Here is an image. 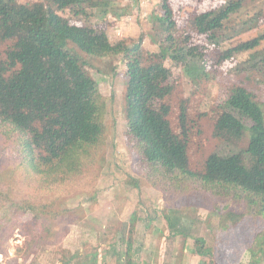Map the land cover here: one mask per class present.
<instances>
[{
    "label": "trees",
    "instance_id": "16d2710c",
    "mask_svg": "<svg viewBox=\"0 0 264 264\" xmlns=\"http://www.w3.org/2000/svg\"><path fill=\"white\" fill-rule=\"evenodd\" d=\"M111 1L0 0V43L7 44L4 56H0V142L6 149H15L20 161L42 182L58 181L57 172L64 179L79 175L86 159L103 143L106 109V98L86 69L83 55H120L126 66L125 138L153 185L162 186L166 193L208 199L210 214L218 213L222 222L229 219L236 225L246 215L264 220V102L244 86L232 85L215 118L213 134L238 141L247 128V145L242 151L225 156L211 153L202 170L191 169L187 109L184 103L180 104V131L176 132L168 119L170 105L165 101L172 85L171 70L164 59L170 58L198 76L204 68L195 62H204L205 46L199 42L190 44L192 35L188 32L176 33V13L181 10L170 0H161L162 13L155 17L167 30L168 43L161 44L159 52L148 54L155 57L149 61L142 52L141 37L131 42H111L106 31L71 21L62 14V10L69 9L74 15L87 16L85 4L87 8L117 15ZM242 3L243 0H226L219 7L195 9L187 19L196 32L213 39ZM263 38L264 33H260L240 40L221 50L218 60L253 49ZM255 55L253 52L249 58ZM245 120L250 121L248 126ZM23 180L29 182L30 178L25 174ZM40 215L39 211L34 212V223L45 227L36 222ZM130 224L129 230H133L134 222ZM166 228L168 237L171 232L184 239L187 236V227L169 223ZM255 239L251 258L239 264H261L264 260V227ZM193 242V252L201 257V264H218L205 237L196 236ZM131 251L129 236L124 244L126 264H132ZM75 255L78 257V252ZM207 255L208 260H202ZM120 256L117 253L118 259ZM91 260L96 264V257Z\"/></svg>",
    "mask_w": 264,
    "mask_h": 264
},
{
    "label": "rangeland",
    "instance_id": "374dc122",
    "mask_svg": "<svg viewBox=\"0 0 264 264\" xmlns=\"http://www.w3.org/2000/svg\"><path fill=\"white\" fill-rule=\"evenodd\" d=\"M170 1L181 10L176 13V33L188 32L192 35L190 44L199 42L205 46L204 62L200 59L195 62L204 68L198 76L191 75L185 66L172 59H164L171 70L169 83L172 85L165 99L170 105L168 119L173 130L180 131L178 114L180 104L184 103L188 165L191 169L202 170L209 154L236 153L248 142L247 128L238 141L213 134L215 118L228 89L232 85H242L264 102V38L253 49L218 60L224 48L264 33V0H243L241 7L214 33L213 39L191 28L187 18L192 10L219 7L226 0ZM187 3L196 7L192 9ZM110 4L117 15L103 13L100 8H87L85 4L87 16L74 15L69 9L62 10V14L71 21L106 31L111 42L120 39L131 42L141 37L145 56L159 52L160 45L168 43L167 30L155 20L162 13L161 0H113ZM6 45L0 43V56H4ZM253 52L257 55L249 58ZM83 56L86 69L106 98L103 143L86 159L79 175H68L64 179L57 172L58 181L46 183L30 173L31 168L20 161L15 149H6L7 146L0 142V264H93V256L96 264H126L124 244L129 236L134 244L129 259L132 264H142L145 259H141L138 250L140 242L148 239L153 243L155 234L152 239L150 233L153 226L169 232L166 228L169 223L187 227L185 233L186 237H191V240L187 238L190 248L196 236H203L206 244L216 252V260L225 258L229 264L248 261L256 247L255 236L264 227L263 218L246 215L236 225L229 219L222 222L218 213L210 214L208 199L166 193L168 191L162 186L153 185L125 138L124 60L120 55ZM146 59L155 57L147 56ZM249 123L245 120L247 126ZM0 139L3 140L2 136ZM25 174L29 182L23 180ZM35 211L41 214L40 221L36 222L45 227L35 225ZM131 221L134 222L133 230H129ZM167 243L163 264H167L166 260L171 262L168 253L173 243L171 239ZM117 253H121L120 259ZM204 257L207 261L209 256Z\"/></svg>",
    "mask_w": 264,
    "mask_h": 264
},
{
    "label": "crops",
    "instance_id": "0c3cea01",
    "mask_svg": "<svg viewBox=\"0 0 264 264\" xmlns=\"http://www.w3.org/2000/svg\"><path fill=\"white\" fill-rule=\"evenodd\" d=\"M162 231L163 230L161 228L157 226H153L152 232H150L152 235V239H154V234H155V240H153V243L150 244L148 242V239H146V242L143 240L140 242L138 250L142 254L141 259H145V261H143L142 264H163V258L165 255H167L166 244L168 245L167 240L169 239L172 240L173 246H172L171 251L168 253L170 256L169 259L171 260V262L166 260L165 262L167 264H183L184 262L185 264H198L199 263L201 257L193 252V246L192 248H190V246L188 245V239H190L191 237H186L184 239L182 238L181 235H178V234L173 235L172 232H171V235L168 237V231L167 232L165 230L163 232ZM183 239H184V244H182ZM179 242H181V245L179 244ZM133 246L134 244L132 243V252L134 251ZM214 253L216 255V252ZM205 259H206L205 257H202V260H205ZM226 260L227 259L224 258L222 261H220L219 257L217 259L219 264H229L228 262L226 263Z\"/></svg>",
    "mask_w": 264,
    "mask_h": 264
}]
</instances>
